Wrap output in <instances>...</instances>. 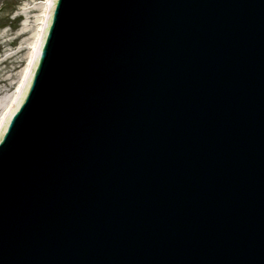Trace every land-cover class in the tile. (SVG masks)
I'll use <instances>...</instances> for the list:
<instances>
[{
	"label": "water",
	"instance_id": "obj_1",
	"mask_svg": "<svg viewBox=\"0 0 264 264\" xmlns=\"http://www.w3.org/2000/svg\"><path fill=\"white\" fill-rule=\"evenodd\" d=\"M0 264H264V0H47Z\"/></svg>",
	"mask_w": 264,
	"mask_h": 264
},
{
	"label": "rangeland",
	"instance_id": "obj_2",
	"mask_svg": "<svg viewBox=\"0 0 264 264\" xmlns=\"http://www.w3.org/2000/svg\"><path fill=\"white\" fill-rule=\"evenodd\" d=\"M45 0H0V97L11 94L28 63Z\"/></svg>",
	"mask_w": 264,
	"mask_h": 264
},
{
	"label": "bare ground",
	"instance_id": "obj_3",
	"mask_svg": "<svg viewBox=\"0 0 264 264\" xmlns=\"http://www.w3.org/2000/svg\"><path fill=\"white\" fill-rule=\"evenodd\" d=\"M46 2L47 0L44 1L43 3V14L40 17V23H39V28L37 31V36L35 41L33 42V46L31 47V53L28 59V63L22 73V77L16 87V90L11 93H5L3 96L1 95L0 97V120L4 119L7 117L8 114V106L11 108H15V104L18 98V94L21 88V84L23 80H29V76H30V71H31V67H32V63H33V58H34V54H35V50H36V45H37V41H38V37H39V32H40V28H41V24H42V19H43V15H44V11H45V6H46Z\"/></svg>",
	"mask_w": 264,
	"mask_h": 264
}]
</instances>
